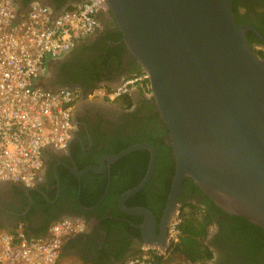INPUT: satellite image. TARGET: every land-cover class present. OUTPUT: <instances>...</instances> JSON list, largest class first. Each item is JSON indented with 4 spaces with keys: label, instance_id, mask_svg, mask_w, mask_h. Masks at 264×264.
Returning <instances> with one entry per match:
<instances>
[{
    "label": "water",
    "instance_id": "obj_1",
    "mask_svg": "<svg viewBox=\"0 0 264 264\" xmlns=\"http://www.w3.org/2000/svg\"><path fill=\"white\" fill-rule=\"evenodd\" d=\"M104 2L127 48L148 73L170 132L176 168L163 222L168 224L179 214L184 181L192 178L228 214L264 228V58L249 41L247 31L253 28L238 22L232 0ZM73 120L76 126V108ZM139 149L151 153L147 174L122 195L120 203L124 211L145 217L138 227L146 245H161L152 238L153 213L126 205L155 172L154 145H131L79 174L105 172Z\"/></svg>",
    "mask_w": 264,
    "mask_h": 264
},
{
    "label": "flooded vegetation",
    "instance_id": "obj_2",
    "mask_svg": "<svg viewBox=\"0 0 264 264\" xmlns=\"http://www.w3.org/2000/svg\"><path fill=\"white\" fill-rule=\"evenodd\" d=\"M36 1L58 9L60 0ZM64 1L68 4L76 0ZM232 5L238 22L253 28L247 31L249 41L254 51L264 58V0H232ZM99 19L101 26L98 32L88 40L80 42L64 56L55 59L50 68L54 81L48 89L69 87L80 92L76 103L77 124L72 142L66 149H50L46 152L44 169L34 186L13 182L0 184V228L23 221L29 233L37 235L48 231L57 219L80 218L84 221V229L68 243L66 251L94 264H125L132 254L141 252L146 245L143 232L138 227L144 223L145 217L124 211L120 203L122 195L129 189L119 199L121 215H114L112 212V209L118 212L116 201H113L112 209H106V214L101 209L103 200L90 206L83 203L79 196L76 204L71 189L77 183L81 192L85 186L95 182L90 175L93 171L79 173L89 166L99 165L102 157L119 153L106 151V148L111 150L117 140L149 135L157 141L161 137L168 147L171 146L170 132L166 135L169 129L160 114L150 83L144 80L136 82L125 99L124 106L90 96L98 87L113 88L127 78H139L144 71L123 41V34L114 14L108 9H102ZM135 88L139 89L136 95L133 93ZM121 159L113 162L107 171L98 173L108 175V186L111 181L109 189L114 173H122L127 168L123 163L119 164ZM106 162L108 163V159ZM164 171V167L157 170L156 163L149 183L126 202L129 208L145 207L153 213L156 234L152 238L161 245L152 246L160 247L164 252L159 263L171 253V226L176 217L168 224L163 222L168 202L167 199L163 207L159 199ZM140 192L144 193L134 204L129 205L128 202ZM185 197L214 214L207 195L188 192ZM228 221V217L222 212L216 214L211 224V232L205 240L213 256L197 264H264L263 259H249L237 253L229 238L223 235L222 225Z\"/></svg>",
    "mask_w": 264,
    "mask_h": 264
},
{
    "label": "built area",
    "instance_id": "obj_3",
    "mask_svg": "<svg viewBox=\"0 0 264 264\" xmlns=\"http://www.w3.org/2000/svg\"><path fill=\"white\" fill-rule=\"evenodd\" d=\"M104 0H76L55 11L35 2L23 14L18 0H0V183L34 186L45 166L47 149H66L75 128L73 113L80 92L51 91L37 85L58 59L93 37L101 23ZM138 80L150 83L144 70L119 85L94 89L90 96L124 106ZM181 218L171 226L172 245L182 235ZM84 229L74 219H58L46 236L30 234L25 222L0 228V264H59L64 245ZM164 252L145 245L126 264H159ZM64 264H90L73 260Z\"/></svg>",
    "mask_w": 264,
    "mask_h": 264
},
{
    "label": "trees",
    "instance_id": "obj_4",
    "mask_svg": "<svg viewBox=\"0 0 264 264\" xmlns=\"http://www.w3.org/2000/svg\"><path fill=\"white\" fill-rule=\"evenodd\" d=\"M34 0H22V4L25 8H29ZM66 4L64 0L58 1V9L60 10ZM169 131L166 132V135ZM143 141H149L154 144L158 152L157 170L164 167V174L161 176L162 190L160 191V201L165 206L173 178L175 175L176 162L174 158L173 147L166 146L161 137L157 141L152 136L143 135L137 138H128L117 140L111 150L106 148V151L111 153H117L127 148L128 146L141 143ZM151 153L146 149H139L131 152L121 159L119 162L127 167L123 169L122 173L115 172L114 178L109 189L108 194L104 197L101 209L112 207L113 201H116V210L112 212L114 215H121L119 211V199L121 195L128 189L138 185L146 175L148 170ZM90 175L95 179V182L88 187H84L80 192L79 185L74 186L71 189L73 199L77 204V199H80L83 203L90 206L96 205L103 198L107 186L108 175L98 174L90 172ZM198 192L202 195H206L203 190L195 183L192 178H186L184 182L183 196L181 197L182 207L180 209L181 224L180 229L182 235L177 243H174L171 247L170 258L178 264H197L198 262L211 258L213 252L205 240L211 232V224L214 222L215 216L218 212H222L229 219L228 223L223 224V235L229 238L230 242L235 247L237 253L243 257L249 259L260 258L264 260V228L251 222L243 216L227 214L219 206H217L209 197V203H212L211 210L214 214L206 209L202 208L201 204L193 202L185 197L187 193ZM144 192L138 193L131 199L128 204L132 205L136 202V199L140 198ZM58 220V219H57ZM56 221V220H55ZM129 224H126L128 226ZM46 231V230H45Z\"/></svg>",
    "mask_w": 264,
    "mask_h": 264
},
{
    "label": "crops",
    "instance_id": "obj_5",
    "mask_svg": "<svg viewBox=\"0 0 264 264\" xmlns=\"http://www.w3.org/2000/svg\"><path fill=\"white\" fill-rule=\"evenodd\" d=\"M35 2H37L36 0L31 4V6L29 7V8H25L24 6H23V4H22V2L20 1V0H18V4H19V8H20V11H21V13H23V14H25V13H27L29 10H30V8L32 7V5L35 3ZM55 11H58L56 8L54 9ZM54 61H55V59H53V58H50L49 59V71L47 72V74L45 75V76H43V77H41L38 81H37V85H39V86H41V87H43V88H46V89H48V86H50V85H52V82L54 81V76H52V74H50V68L52 67V65H53V63H54ZM49 90H51V91H57V90H59V89H49ZM138 92H139V89L138 88H135L134 90H133V93H134V95H136V94H138ZM75 108H76V106H75ZM50 149H52V148H50ZM47 151H49L48 149H47ZM46 151V152H47ZM83 223H84V221L82 220V219H80ZM10 225V224H9ZM85 225V224H84ZM31 234V233H30ZM48 234V231H46L45 233H38L37 235H40V236H46ZM74 238H76V237H72V238H70V239H68V241L65 243V245H64V253H63V258H62V260L59 262V264H64L65 262H68V261H73V260H81L82 262H85V263H90V264H94V263H92V262H88V261H86V260H83L82 258H80L78 255H76V254H74V253H72V252H68V251H66V247H67V245H68V243L69 242H71ZM134 254H136V252L134 253ZM134 254H132V255H134ZM131 255V256H132ZM129 259V258H128ZM127 259V260H128ZM126 260V261H127ZM169 262L170 261V253L169 254H167V256H166V258L164 257L163 259H161V261H160V263L159 264H163L164 262ZM172 263H176L174 260H173V262ZM125 264H126V262H125ZM169 264H170V262H169Z\"/></svg>",
    "mask_w": 264,
    "mask_h": 264
},
{
    "label": "rangeland",
    "instance_id": "obj_6",
    "mask_svg": "<svg viewBox=\"0 0 264 264\" xmlns=\"http://www.w3.org/2000/svg\"><path fill=\"white\" fill-rule=\"evenodd\" d=\"M79 103H80V102H79ZM165 258H166V257H165ZM160 261H161V260H160ZM169 262H170V264H174V263H172L173 261H172L171 258H170V261H169ZM169 262L166 261V262H164L163 264H169ZM175 264H178V263H175Z\"/></svg>",
    "mask_w": 264,
    "mask_h": 264
}]
</instances>
